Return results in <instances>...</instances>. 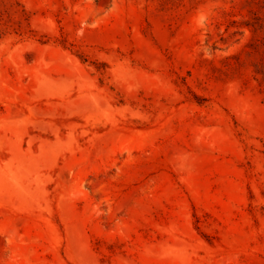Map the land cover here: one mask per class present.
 Masks as SVG:
<instances>
[{"label": "rangeland", "instance_id": "obj_1", "mask_svg": "<svg viewBox=\"0 0 264 264\" xmlns=\"http://www.w3.org/2000/svg\"><path fill=\"white\" fill-rule=\"evenodd\" d=\"M0 264H264V0H0Z\"/></svg>", "mask_w": 264, "mask_h": 264}]
</instances>
